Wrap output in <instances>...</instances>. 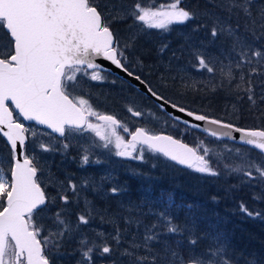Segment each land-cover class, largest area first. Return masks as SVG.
I'll list each match as a JSON object with an SVG mask.
<instances>
[{"label":"snow or ice","instance_id":"6c2138e0","mask_svg":"<svg viewBox=\"0 0 264 264\" xmlns=\"http://www.w3.org/2000/svg\"><path fill=\"white\" fill-rule=\"evenodd\" d=\"M153 30L175 33V47L149 46ZM113 77L121 92L131 85L151 98L178 132L233 147L214 152L204 140L190 146L157 132L144 118L160 117L130 98L122 105L129 120L100 111L92 90L117 84ZM169 92L222 96L231 118ZM85 133L103 143L83 149L79 167L101 163L92 148L142 162L148 151L207 177H233L228 192L247 188L264 204V0H0V264H264L219 233L202 235L191 204L170 195L160 206L134 201L126 185L106 183L111 176L76 179L64 161ZM177 207L188 209L184 223ZM239 207L264 219V210Z\"/></svg>","mask_w":264,"mask_h":264},{"label":"trees","instance_id":"16d2710c","mask_svg":"<svg viewBox=\"0 0 264 264\" xmlns=\"http://www.w3.org/2000/svg\"><path fill=\"white\" fill-rule=\"evenodd\" d=\"M156 2L162 3L164 0H156ZM153 32L154 34L149 38V46L158 44L164 40H170L173 43V47H175V33L171 35H158L155 34V30ZM145 74H148V70H145ZM152 74L155 75V73ZM154 75H150L149 79L159 88ZM193 75L197 74L193 72ZM197 79L207 80L208 74L197 75ZM117 83H119V78H117ZM109 87L112 90H118L116 84ZM112 90L108 89L105 91L102 89V96L109 97L107 92L111 93ZM123 93L128 97L135 94L138 97H142L151 105L154 104L156 107L154 101L142 93L135 91L131 85L125 86ZM168 94L173 100L186 106L206 109L210 115L221 119L227 120L231 118V109L228 108L226 110L227 101L222 96L205 97L193 94L181 99L178 96H172L170 92ZM110 97L112 98V102H114L113 109L118 110V104L123 100L117 102V99L113 98L112 94H110ZM209 101H211V104H209ZM103 110L106 112L110 111L108 107ZM241 122L245 125H250L253 121L250 116L245 114ZM177 136L182 137L179 134ZM182 138L186 143L195 145L194 142L188 140L186 137ZM219 142L223 145L227 144L228 147H233V143L229 141L224 140ZM0 148H3L2 139H0ZM123 167L118 179H120V184L127 186L128 196L132 200L143 201L147 197L150 198L151 203L160 206L161 198L170 195L178 206L185 204L193 205L191 213L202 235L219 233L221 236L227 237L236 249L244 255L248 253L264 255V219H251L243 215L239 207L241 202H244L250 208L264 210V204L253 203L250 198L251 192L247 188L228 192L227 189L230 185L238 183L235 178L207 177L203 174L195 173L190 169L177 166L159 154H154L153 158L146 156L143 162L133 161ZM70 173L72 174L73 172L70 171ZM176 187L180 188L178 194ZM140 188L151 189V192L142 193L139 190ZM175 215L179 223H184L189 219L188 209L184 207H177Z\"/></svg>","mask_w":264,"mask_h":264},{"label":"rangeland","instance_id":"374dc122","mask_svg":"<svg viewBox=\"0 0 264 264\" xmlns=\"http://www.w3.org/2000/svg\"><path fill=\"white\" fill-rule=\"evenodd\" d=\"M154 75V74H152ZM155 76V75H154ZM112 84L110 83H104V84H99L94 87L93 91V102L94 104L97 105L100 111H105L103 110L104 108H109L110 111H107L109 113H116L118 115V118H124L125 120H129L130 117L128 114L124 111L122 105L125 103L126 100L129 98L131 100H134L138 105H140L143 109L150 113H155L156 116L160 117L159 120H155L152 117L146 116L144 119H152V123L149 125L150 127H153L157 132H164V133H169L174 136H177L178 134L181 135L182 137H186L188 140L194 142L196 144L199 140H204L206 144H208L210 147L214 149V152H220V151H225L224 145L221 144L219 141L213 139L212 137H209L203 133H199L196 130H189L187 133L184 132L183 126H181L179 132L172 127V122L168 121V123H165V117L164 114L161 113L158 108H156L153 105H151L149 102L144 100L142 97H138L135 94L130 95L128 97L125 93L121 92L120 88L121 85L120 83H117L116 86L118 87V90H112L111 86ZM102 89L103 90H112L111 93L107 92V95L109 97H104L102 96ZM110 94L114 96L113 98L117 99L118 101H122L118 104V110H114V106L112 102V98L110 97ZM139 123V122H137ZM180 138V137H178ZM95 140L97 143H103L102 141H99L98 137H95L94 134L92 133H85L84 138L81 140L74 141L73 142V148L70 149L69 153V159L67 161H64V167L66 170L70 173L72 171L73 175L75 176L76 179H81L85 177H94L97 181L103 177H108V176H113L111 181H106L107 182H112L115 183L117 180L120 182V179H118L121 171L123 170V166L126 165L127 163L133 162V161H138V160H130L127 158H120L116 157L112 154L109 153V150L103 149V148H92V158L96 159L98 158L101 163H92L89 165H85L84 167H79V155L82 152L83 149L85 148H90L92 145V141ZM186 142V141H184ZM188 143V142H187ZM192 145V143H189ZM195 146V145H193ZM111 147V146H110ZM231 148V147H229ZM47 155V154H45ZM153 153L146 151L145 152V157L147 156L148 158H153ZM72 157H76L75 160L72 159ZM215 158V156H213ZM43 163V161H42ZM49 164H52V161H48ZM55 163L60 164L61 163V155L58 153L56 154L55 158ZM191 170V169H190ZM193 171V170H192ZM226 178V177H225ZM142 193H150L151 189H142L140 188ZM180 191V188L176 187V192Z\"/></svg>","mask_w":264,"mask_h":264},{"label":"water","instance_id":"95a60500","mask_svg":"<svg viewBox=\"0 0 264 264\" xmlns=\"http://www.w3.org/2000/svg\"><path fill=\"white\" fill-rule=\"evenodd\" d=\"M125 79H126V77H125ZM133 84L135 83L134 81L132 82ZM141 93V92H140ZM153 101V100H152ZM27 123V122H26ZM205 127H207L208 125H204ZM196 131H198V130H196ZM198 132H202V131H198ZM203 134H205V135H207L206 133H204V132H202ZM166 134H168V133H166ZM224 141V140H223ZM228 141V140H227ZM229 142H231V141H229ZM186 143V142H185ZM231 143H233V142H231ZM190 146H192L191 144H190ZM167 159V158H166ZM169 161H171V160H169ZM172 163H174L175 165H177V166H180V167H182V168H186V169H188L186 166H183V165H179V164H177L176 162H174V161H171Z\"/></svg>","mask_w":264,"mask_h":264},{"label":"bare ground","instance_id":"6f19581e","mask_svg":"<svg viewBox=\"0 0 264 264\" xmlns=\"http://www.w3.org/2000/svg\"><path fill=\"white\" fill-rule=\"evenodd\" d=\"M113 177V176H112ZM101 179H99V181H100Z\"/></svg>","mask_w":264,"mask_h":264}]
</instances>
